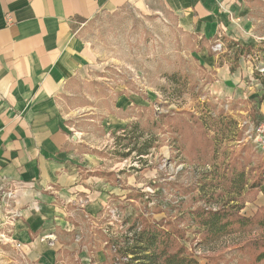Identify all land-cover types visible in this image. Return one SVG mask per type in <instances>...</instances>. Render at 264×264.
Wrapping results in <instances>:
<instances>
[{"label": "rangeland", "instance_id": "1", "mask_svg": "<svg viewBox=\"0 0 264 264\" xmlns=\"http://www.w3.org/2000/svg\"><path fill=\"white\" fill-rule=\"evenodd\" d=\"M250 3L260 32L264 0ZM76 33L91 59L65 92V110L81 145L78 152L97 156L103 161L99 169L110 175L116 172L120 179H109L133 188L134 195L132 201L107 205L94 229L109 232L101 231L107 241L130 228L131 220L126 226L125 221L142 215L171 224L200 264H264L256 261L253 245L264 242V150L256 149L246 135L248 124L264 120L261 98L249 100V113L237 118L228 110L243 107L237 104L227 110L226 105H217L207 91L210 76L193 55L195 38L162 6L129 5L103 12ZM219 120L224 122L222 129ZM129 127H136L138 149L147 137H153L159 149L141 159L137 151L122 159L119 153L132 148L126 146L129 139L123 140ZM227 204L253 221L251 231L204 245V232L190 221L188 212L216 211ZM156 205L161 209L155 210ZM106 241L104 264H121ZM9 250L0 246V253ZM0 264L13 261L3 258Z\"/></svg>", "mask_w": 264, "mask_h": 264}, {"label": "crops", "instance_id": "2", "mask_svg": "<svg viewBox=\"0 0 264 264\" xmlns=\"http://www.w3.org/2000/svg\"><path fill=\"white\" fill-rule=\"evenodd\" d=\"M129 5L162 6L177 17L195 38L211 98L227 110L243 107L228 110L235 118L264 95V29L257 32L250 0H0V219L8 223L0 246L11 249L0 259L108 260L109 232L94 229L95 220L107 205L132 201L133 188L117 186L109 179H120L116 172L104 173L97 156L78 152L64 102L68 85L91 63L78 28ZM217 42L221 53L213 52ZM231 43L247 50L236 65Z\"/></svg>", "mask_w": 264, "mask_h": 264}, {"label": "trees", "instance_id": "3", "mask_svg": "<svg viewBox=\"0 0 264 264\" xmlns=\"http://www.w3.org/2000/svg\"><path fill=\"white\" fill-rule=\"evenodd\" d=\"M228 48H233L232 53L235 65L242 56L247 54L245 48L234 43L228 45ZM260 104H264V95L260 99ZM261 121H258V123ZM223 123L222 120L217 122L221 129L223 128ZM135 128L136 127H129L125 131L123 140L126 141L125 139H129V143H127L126 146L129 148V146L132 145V148L128 152L119 153L122 159L129 158L135 151H137V157L141 159L143 156L150 155L154 150L159 149V144L156 143V140H154L152 136V138L147 137L142 148L138 149L139 136L136 135L135 137L133 135L137 131ZM212 148L215 152L217 149L216 139L213 140ZM260 179L262 183V178ZM158 194L162 193L160 192ZM133 197L134 195H130L128 198L132 200ZM141 197L144 198L143 196H137L136 199ZM148 199L146 201L147 204L150 203L151 198L149 201ZM178 207L181 208V206ZM223 207V209L216 211L198 208L197 210H190L188 212L187 216L190 221H193L203 230L204 242L202 243L206 246L223 237L236 233H246L252 229L251 225L253 221L251 219L239 216L238 211L233 212V207L231 208L232 210H230L228 204ZM158 209H161V207L156 205L155 210ZM172 209L174 210V207ZM139 217L140 218H131L128 222L125 221L124 225L126 226L131 220L130 228L123 234H117L115 238L111 237L107 240L108 246L115 250L113 255L115 261L118 260L121 264H200V262L188 252L185 244L180 242L181 237L175 230L173 232L171 224H165L164 220H151L142 215H139ZM260 221L262 222V220ZM166 226H170L171 228H165ZM176 236L180 237L178 238L179 240ZM253 245L254 248L257 249L256 261L259 262L264 260V242L258 240L257 243Z\"/></svg>", "mask_w": 264, "mask_h": 264}, {"label": "built area", "instance_id": "4", "mask_svg": "<svg viewBox=\"0 0 264 264\" xmlns=\"http://www.w3.org/2000/svg\"><path fill=\"white\" fill-rule=\"evenodd\" d=\"M215 51H222L223 50V44L219 43L214 47ZM247 139L250 140L257 149H263L264 150V122L262 123H256L254 125L253 123L248 124V128L246 130ZM7 222L0 219V243H6L7 242V236H6V226ZM18 247H21L20 244L17 245Z\"/></svg>", "mask_w": 264, "mask_h": 264}]
</instances>
